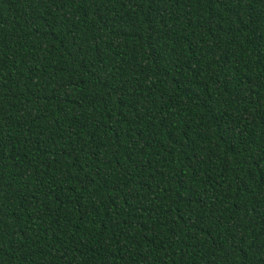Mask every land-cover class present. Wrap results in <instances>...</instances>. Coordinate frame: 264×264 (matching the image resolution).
Returning <instances> with one entry per match:
<instances>
[{
    "label": "trees",
    "instance_id": "obj_1",
    "mask_svg": "<svg viewBox=\"0 0 264 264\" xmlns=\"http://www.w3.org/2000/svg\"><path fill=\"white\" fill-rule=\"evenodd\" d=\"M0 264H264V0H0Z\"/></svg>",
    "mask_w": 264,
    "mask_h": 264
}]
</instances>
